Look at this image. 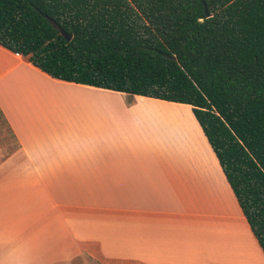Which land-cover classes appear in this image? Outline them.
I'll list each match as a JSON object with an SVG mask.
<instances>
[{
    "label": "crops",
    "instance_id": "obj_1",
    "mask_svg": "<svg viewBox=\"0 0 264 264\" xmlns=\"http://www.w3.org/2000/svg\"><path fill=\"white\" fill-rule=\"evenodd\" d=\"M88 93L120 104H82ZM155 107L185 114L177 144L151 125ZM0 264L264 254L189 105L58 81L0 46Z\"/></svg>",
    "mask_w": 264,
    "mask_h": 264
},
{
    "label": "trees",
    "instance_id": "obj_2",
    "mask_svg": "<svg viewBox=\"0 0 264 264\" xmlns=\"http://www.w3.org/2000/svg\"><path fill=\"white\" fill-rule=\"evenodd\" d=\"M52 79L189 105L264 254V0H0Z\"/></svg>",
    "mask_w": 264,
    "mask_h": 264
},
{
    "label": "rangeland",
    "instance_id": "obj_3",
    "mask_svg": "<svg viewBox=\"0 0 264 264\" xmlns=\"http://www.w3.org/2000/svg\"><path fill=\"white\" fill-rule=\"evenodd\" d=\"M81 103L85 105H114L120 104L115 97L95 96L92 93L82 94ZM151 125L156 129L166 130V140L168 143L177 144L183 138L182 126L185 125V114L181 111H163L159 115L156 107L152 109ZM187 114V110L185 112ZM176 140V142H175Z\"/></svg>",
    "mask_w": 264,
    "mask_h": 264
},
{
    "label": "built area",
    "instance_id": "obj_4",
    "mask_svg": "<svg viewBox=\"0 0 264 264\" xmlns=\"http://www.w3.org/2000/svg\"><path fill=\"white\" fill-rule=\"evenodd\" d=\"M16 55H18V54H16Z\"/></svg>",
    "mask_w": 264,
    "mask_h": 264
}]
</instances>
